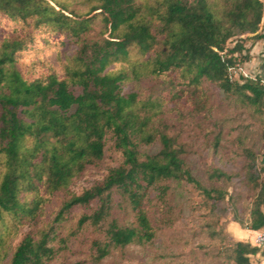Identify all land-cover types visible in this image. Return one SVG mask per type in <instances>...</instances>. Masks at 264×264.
Listing matches in <instances>:
<instances>
[{"label":"trees","instance_id":"trees-1","mask_svg":"<svg viewBox=\"0 0 264 264\" xmlns=\"http://www.w3.org/2000/svg\"><path fill=\"white\" fill-rule=\"evenodd\" d=\"M222 2L220 6L216 0H163L144 6L136 0H88V9L78 12L66 0H0V17L17 31L15 37L0 42V163L5 167L0 179V221L5 230L12 227L6 218L34 219L45 201L41 189L50 194L68 186L86 165L102 158L108 138L122 152V163L110 168L101 183L64 201L55 219L73 206L97 200V209L78 221L97 225L109 215L111 195L118 190L128 199L137 225L120 226L112 220L106 230L109 243L151 241L155 232L143 200L153 187L164 196L168 185L162 182L171 180L192 184L214 201L211 210L220 209L218 202L225 200L227 190L208 188L192 175L175 136L160 133V149L141 157L139 143L153 142L156 134L145 130L147 118L135 111L136 94L121 92L126 71L110 72L108 67L142 58L150 74L177 72L195 88L206 80L264 109V81L241 70L237 76L233 72L250 59L254 44L264 40V1ZM97 17L103 23V36L86 40L83 36ZM41 33L47 35L45 43L58 34L80 42L62 78L50 74L29 79L16 66ZM158 44L160 48L146 57ZM244 153L247 183L254 192L252 205L246 220L234 207L231 213L242 228L248 225L255 231L264 229V164L252 151ZM261 155L264 159V149ZM209 178L229 182L231 176L212 168ZM22 194L33 197L25 200ZM48 239L47 232L37 239L25 235L9 264H48L54 254ZM94 245L93 259L99 261L108 247ZM258 253L264 255V246L240 240L232 244L235 264H250V256Z\"/></svg>","mask_w":264,"mask_h":264},{"label":"rangeland","instance_id":"rangeland-1","mask_svg":"<svg viewBox=\"0 0 264 264\" xmlns=\"http://www.w3.org/2000/svg\"><path fill=\"white\" fill-rule=\"evenodd\" d=\"M66 1L78 12L89 7L88 0ZM162 1L136 0L144 6ZM216 1L220 6L223 4L222 0ZM14 28L11 22L0 17V42L6 37H15L17 31ZM107 35L108 32L104 33ZM46 36L39 34L34 48L23 53L16 63L29 79L46 78L50 74L64 77L68 58L80 45L76 39L59 34L45 43ZM102 36L103 23L97 17L83 38L93 41ZM159 48L160 45H156L146 57ZM250 54V59L242 65L244 73L264 81V40L257 41ZM138 59L131 63H114L108 70L126 71L127 78L121 84V92L136 94L135 111L141 118H147L145 130L156 134L153 142L139 143L141 157L160 149V133L175 136L192 175L208 188L227 190L225 200L218 202L220 209L211 210L214 201L192 184L171 180L162 182L168 185L164 196L153 187L143 200L155 232L151 241L126 246L109 243L106 230L112 220L120 226L137 225L128 199L118 190L111 195L109 215L97 225L90 221L78 223L81 216L90 215L97 209V200L73 206L62 218L55 219L64 201L101 183L110 168L122 163V152L116 150L113 140L108 138L102 158L86 165L68 186L50 194L41 189L40 195L45 201L34 219L14 222L6 218L8 226L12 225L7 230L0 221V264H9L16 245L25 235L37 239L42 232L49 234L48 246L54 251L48 264H235L233 242L240 240L254 244L251 229L248 225L242 228L233 221L231 210L234 207L239 217L248 218L254 192L247 183L248 158L244 152L252 151L257 162L264 164L261 155L264 149L263 107L246 103L238 94L221 90L206 80L195 88L177 72L168 76L150 74L142 64L144 59ZM215 140H218L217 146ZM212 168L229 174L230 181L210 179ZM4 171L5 167L0 163V179ZM229 195L233 199L228 201ZM20 197L31 200L33 195L22 194ZM94 242L108 247V254L99 261L93 259L96 253ZM250 264H264V255H251Z\"/></svg>","mask_w":264,"mask_h":264},{"label":"built area","instance_id":"built-area-1","mask_svg":"<svg viewBox=\"0 0 264 264\" xmlns=\"http://www.w3.org/2000/svg\"><path fill=\"white\" fill-rule=\"evenodd\" d=\"M237 70H241V72L246 75L243 71L242 67H239L238 69H233V72L235 73ZM253 232L254 237H253V242L257 246H264V229H259V230H251Z\"/></svg>","mask_w":264,"mask_h":264},{"label":"crops","instance_id":"crops-1","mask_svg":"<svg viewBox=\"0 0 264 264\" xmlns=\"http://www.w3.org/2000/svg\"><path fill=\"white\" fill-rule=\"evenodd\" d=\"M247 64H249V66H250V64H251V62H249V63H247ZM237 232V231H236ZM238 233V232H237Z\"/></svg>","mask_w":264,"mask_h":264}]
</instances>
